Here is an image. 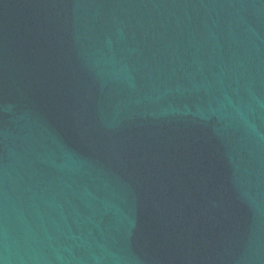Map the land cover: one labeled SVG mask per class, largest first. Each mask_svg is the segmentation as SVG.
<instances>
[{
	"label": "water",
	"instance_id": "1",
	"mask_svg": "<svg viewBox=\"0 0 264 264\" xmlns=\"http://www.w3.org/2000/svg\"><path fill=\"white\" fill-rule=\"evenodd\" d=\"M0 264H264V0H0Z\"/></svg>",
	"mask_w": 264,
	"mask_h": 264
}]
</instances>
